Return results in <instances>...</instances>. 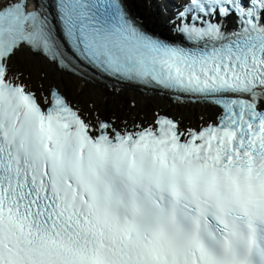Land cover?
<instances>
[{
	"label": "snow or ice",
	"instance_id": "6c2138e0",
	"mask_svg": "<svg viewBox=\"0 0 264 264\" xmlns=\"http://www.w3.org/2000/svg\"><path fill=\"white\" fill-rule=\"evenodd\" d=\"M151 3L0 0V264H264V0Z\"/></svg>",
	"mask_w": 264,
	"mask_h": 264
},
{
	"label": "bare ground",
	"instance_id": "6f19581e",
	"mask_svg": "<svg viewBox=\"0 0 264 264\" xmlns=\"http://www.w3.org/2000/svg\"><path fill=\"white\" fill-rule=\"evenodd\" d=\"M138 4L141 5V8L143 9V13L148 15L153 12H155V8L152 6L151 0H135ZM164 21L163 18L160 19L159 24L163 25ZM152 104H163L164 101L162 100H154L151 102Z\"/></svg>",
	"mask_w": 264,
	"mask_h": 264
},
{
	"label": "rangeland",
	"instance_id": "374dc122",
	"mask_svg": "<svg viewBox=\"0 0 264 264\" xmlns=\"http://www.w3.org/2000/svg\"><path fill=\"white\" fill-rule=\"evenodd\" d=\"M136 3H137V2H136ZM141 11L144 12L142 8H141Z\"/></svg>",
	"mask_w": 264,
	"mask_h": 264
}]
</instances>
